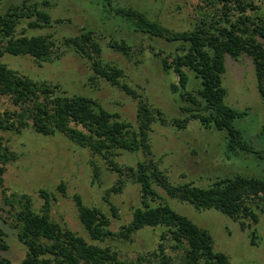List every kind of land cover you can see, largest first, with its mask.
Here are the masks:
<instances>
[{"label": "trees", "instance_id": "obj_1", "mask_svg": "<svg viewBox=\"0 0 264 264\" xmlns=\"http://www.w3.org/2000/svg\"><path fill=\"white\" fill-rule=\"evenodd\" d=\"M106 17H118L136 31L148 37H159L175 44L178 54L155 52L165 70L173 68L177 80L170 83L182 103L183 117L172 122L185 127L190 119H197L204 127L224 131V149L228 156L240 152L262 155L243 136L234 124L236 118L247 113V108H236L225 100L226 89L222 85L225 57H238L245 53L252 58L259 94L264 101V0H200L190 27L173 29L151 17L144 10L132 5L119 4L116 0H100ZM27 19V27H43L51 22V15L38 2L22 0L11 4L0 13V56L32 55L36 61L50 60L55 55L54 39L47 34L17 32V25ZM64 43L78 54L89 59L91 79L102 77L137 98L136 119L133 125L123 119L118 111H110L88 94L56 92L57 85L38 81L21 74L0 61V130L21 132L25 127L50 134L61 132L71 141L87 147L92 154L100 155L106 165L117 172L116 183L108 189L118 190L126 180L139 185L140 205L132 207L130 220L114 231L108 215L99 207L83 202L74 193L77 215L90 239L128 238L144 226H160L157 246L145 260L147 264H230L223 251L215 250L213 237L186 215L175 210L156 186L180 201L189 202L195 209L214 208L240 219L257 221L256 209L264 212V178L254 174L235 172L215 178L208 185L191 181L173 183L149 155L152 153L149 131L153 121H165L159 108L152 106L138 90L122 80L124 73L113 61L104 60L102 47L94 29L66 36ZM109 47L132 57L134 49L142 52L138 43L111 36ZM136 46V47H135ZM188 70L199 79L197 88L189 89ZM94 77V78H93ZM121 150L142 151L145 158H138L134 165L118 163L115 156ZM17 155L0 136V186L2 200L0 210L4 218L16 229L18 239L25 245L24 257L14 263L0 255V264H131L120 257L117 249L108 244L87 241L82 235L50 217L51 200L55 197L45 188L38 190L43 198L40 210L33 207L26 192L9 191L4 187L6 165ZM94 178L99 177L100 166L91 159ZM57 188L66 195V186L60 181ZM113 214L116 208L110 205ZM0 228V248L8 245ZM179 252L178 260L167 250ZM142 264V263H141Z\"/></svg>", "mask_w": 264, "mask_h": 264}, {"label": "rangeland", "instance_id": "obj_2", "mask_svg": "<svg viewBox=\"0 0 264 264\" xmlns=\"http://www.w3.org/2000/svg\"><path fill=\"white\" fill-rule=\"evenodd\" d=\"M22 0H0V13L11 4ZM38 2L51 15V22L43 27H27L24 18L17 25V32L27 34H47L54 41L55 55L50 60L36 61L32 55H13L5 52L0 61L21 74L34 80L57 85L56 92L65 94L82 93L96 97L110 111H118L121 118L137 124V98L102 77L91 79L94 74L89 59L78 54L64 43L66 36L80 33L84 29H94L102 47L104 60L113 61L122 68L123 81L135 87L152 106L161 110L165 121L159 119L151 124L149 131L151 150L149 155L159 163L173 183L191 181L198 185H208L215 178L232 175L235 172L254 174L264 178V101L257 89L252 58L242 53L238 57L226 54L222 85L226 89L225 100L232 106L247 108V113L234 120L243 136L255 149L262 152H240L228 156L224 149V131L204 127L197 119H190L185 127H178L172 119L183 117L182 103L170 83L177 80L173 68L168 71L161 65L155 54L163 50V55L178 54L174 43L159 37L132 30L127 22L118 17H106L100 0H27ZM200 0H116L119 4L132 5L144 10L151 17L173 29L190 27ZM113 36L125 38L130 43L142 46V52L134 49L132 57L109 47ZM264 43V40H263ZM136 47V46H135ZM189 74V89L199 86V79L185 68ZM1 107L8 105L7 99L0 100ZM3 142L17 155L6 165L4 187L9 191L28 193L33 207L40 210L43 202L38 190L45 188L55 198L51 200L50 217L82 235L87 241L108 244L117 249L120 257L131 264H147L145 256L158 243L160 226H144L131 237H107L103 241L90 239L77 215L74 193H79L83 202L99 207L110 219V228L119 230L131 218L132 207L140 205L139 185L126 180L118 190L108 189L116 183L117 172L112 170L100 155H94L61 132L43 134L31 127L21 132L0 130ZM142 151L121 150L115 156L118 163L134 165L138 158H145ZM100 166L99 177L94 178L90 160ZM60 181L66 186V195L57 188ZM166 201L178 212L186 215L196 224L206 228L213 237L215 250L227 254L230 264H264V212L257 211V221L240 219L209 208L198 210L192 204L168 196L156 186ZM0 186V200H2ZM116 208L114 215L110 205ZM0 228L4 230L5 249L0 255L18 263L25 255L26 247L18 239L16 229L4 218L0 210ZM176 260L179 252L167 249Z\"/></svg>", "mask_w": 264, "mask_h": 264}]
</instances>
